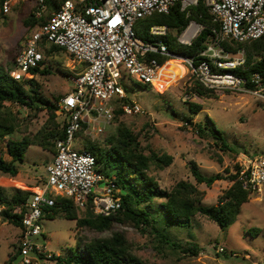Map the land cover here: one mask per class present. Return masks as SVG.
Masks as SVG:
<instances>
[{
	"label": "rangeland",
	"instance_id": "374dc122",
	"mask_svg": "<svg viewBox=\"0 0 264 264\" xmlns=\"http://www.w3.org/2000/svg\"><path fill=\"white\" fill-rule=\"evenodd\" d=\"M36 7V0H29L14 5L9 13L0 16V68L9 74L12 72L10 64L14 63L32 32L37 29L25 25V20ZM192 24L201 31L200 26ZM48 65L51 66V74L38 75L33 79L43 97L51 102H56L58 98L60 102L65 94L72 91L70 79L82 67L74 66L73 58L66 52L48 58ZM61 70L69 72V75L61 73ZM120 71L119 83L127 99L138 105L142 113L133 116L123 113L118 121L138 135L145 154L173 157L169 166L153 164L150 167V175L162 190L171 191L178 183L188 182L203 194L202 205L215 206L232 186L229 176L236 172L240 163L264 156L263 98L238 90H209L203 96L195 94L197 77L188 64H181L176 59L164 64L163 74L155 83L156 89L138 82L124 67ZM190 104L201 106L199 113L192 114ZM0 115L7 118V125L13 127L11 135H5L6 131L0 129V155L5 161H11L6 147L9 139L35 140L24 161L16 163L19 170L17 176L0 172V189L8 200L19 191L34 194L46 182V168L53 163L55 156V152L37 142H47L45 138L56 124H64L65 116L58 111L53 120L49 104L29 108L13 103H5ZM196 124L208 128L215 126L227 141L228 148L211 136L197 133ZM117 126L118 122L114 120L101 138L89 139L104 143L116 135ZM73 147L76 150L84 148L82 139L78 137ZM193 165L205 175L220 174L224 180L215 182L211 187L199 184L191 172ZM161 202L164 199L156 200L157 204ZM3 209L0 206V264H7L14 258L11 264H22L17 254L20 230L4 219L1 214ZM156 211L157 219L161 217L164 223L169 222L166 216ZM78 215L83 217L84 211L78 210ZM42 230L43 236L37 240L41 252L32 256V264H59L53 261V256L70 257L78 253V244L81 246L112 232L126 235L142 264H264V199L258 195H250L249 201L241 206L225 229L200 215L194 217L190 224L171 225L164 232L179 244L178 247H161L151 228L141 231L129 224L117 223L111 231L100 233L80 230L75 221L56 216L54 219L44 217ZM193 244L200 248L198 255L187 252ZM220 248L225 251L221 252Z\"/></svg>",
	"mask_w": 264,
	"mask_h": 264
},
{
	"label": "built area",
	"instance_id": "2783aa9c",
	"mask_svg": "<svg viewBox=\"0 0 264 264\" xmlns=\"http://www.w3.org/2000/svg\"><path fill=\"white\" fill-rule=\"evenodd\" d=\"M27 1L4 0L3 12L7 14L14 5ZM197 1L62 0L59 10L28 38L10 73L15 80L31 78V70L40 67L44 60L42 41L63 48L73 58L74 66L79 65L82 70L71 77L73 89L58 104L59 113L65 116V136L56 143L54 161L46 168V182L26 204L18 247L22 264H32V256L41 252L37 240L43 236L42 219L45 210L55 206L58 196L74 201L81 210L91 201L92 211L101 217H111L122 210L120 189L113 178L98 170L91 152L73 147L79 132L92 140L101 138L114 121L116 104L128 100L119 83L121 67L138 82L155 88L160 69L167 62L161 64L159 58L176 59L188 64L208 90L248 91L264 99L261 74H253L249 81L234 72L245 64V51L232 54L223 48L225 42L243 44L264 36V0H206L219 28L213 29L202 53L208 60L197 67L191 59L170 52L161 38L168 34L167 26L150 28V34L158 37L156 40H144L136 34L135 26L140 20L153 14H168L178 3H182L184 11ZM44 2L37 0L36 18H41L46 10ZM185 31L178 42L189 45L200 28L189 39L182 38ZM121 109L126 116L142 113L132 102L122 103ZM237 174L244 190L264 199V156L240 163Z\"/></svg>",
	"mask_w": 264,
	"mask_h": 264
},
{
	"label": "trees",
	"instance_id": "16d2710c",
	"mask_svg": "<svg viewBox=\"0 0 264 264\" xmlns=\"http://www.w3.org/2000/svg\"><path fill=\"white\" fill-rule=\"evenodd\" d=\"M4 0H0L1 14L5 15L2 9ZM37 2V0H36ZM25 3V2H24ZM46 10L41 18H36L34 12L25 20V25L32 28H39L46 20L61 6L62 0H45ZM191 23L201 27L199 34L192 39L189 45H183L178 42L180 35L188 28ZM155 25L167 26L169 32L166 36L161 37L167 45L170 52L181 55L193 61V66L197 67L202 61L208 60L202 53L207 49V41L213 35V29H218L219 25L213 21L206 5V0H198L197 4L189 6L182 11V3H178L168 14H153L140 20L135 26L136 34L144 40H156L158 37L150 34V28ZM225 51L236 54L239 50L245 51V64L234 72L247 80L253 74L259 73L264 78V36L253 41L243 44L234 42L223 43ZM41 49L44 60L40 67L32 69V78H25L17 81L11 75L0 68V110L4 108L5 103L19 104L29 108L38 107V104L48 105L51 118L54 120L59 111L57 103L51 102L43 97L39 86L34 82V77L38 75L51 74V66H47V59L61 52H66L54 44H46L41 42ZM160 63L164 64L170 58H159ZM15 62V61H14ZM14 67V63L10 64ZM61 73L69 75V72ZM195 81V94L200 96L210 92L200 84L198 79ZM252 88L251 84H248ZM65 96V95H64ZM63 96V97H64ZM129 100L116 104L115 118L118 122L116 135L104 143L92 141L84 136L82 132L78 133V137L82 139L84 148L91 152L97 163V168L107 177L113 178L120 189L122 210L111 217H101L91 209V201L84 211V216L78 215V210L74 201L58 196L56 204L53 208L45 210V216L54 219L61 216L67 220L76 222V226L80 230H91L100 233L111 231L115 224H129L141 231L152 229L157 243L163 247L168 245L178 247L179 244L169 237L164 231L168 230L174 224H190L191 220L200 215L208 218L216 223L221 229H225L230 220L240 210L241 206L249 201L250 193L242 187L238 179L237 168L233 175L229 176L232 186L226 190L219 198L218 204L215 206L202 205L203 194L188 182H180L174 186L171 191L162 190L156 179L150 175V167L157 164L159 167L171 165L172 156L155 154H145L139 142L138 135L125 123L118 121V117L123 114L121 109L122 103H128ZM201 106L190 104V112L192 114L199 113ZM7 118L0 115V129L5 130V135L13 134L11 124L7 125ZM190 124L192 120H189ZM197 133L205 136H211L228 148V143L222 134L214 127L195 125ZM65 136V125L56 124L52 133H49L45 139L47 142H37L40 146L47 148L56 154V143ZM35 140L30 139H9L6 144L7 153L11 157V161H5L0 155V172L8 174L12 177L18 175L19 170L16 163L23 162L25 154L30 145ZM120 163V166H119ZM194 179L199 184H206L211 187L215 182L224 180L220 174L205 175L196 165L191 168ZM33 194L29 192L19 191L11 199H7L0 189V206L4 209L1 214L5 220L21 229L22 220L26 213V204ZM164 199V202L156 203V200ZM19 210V213L16 212ZM156 210L161 212L169 219L168 223H164L161 217H155ZM21 231V230H20ZM78 253L67 258L53 256V261L59 264H142L143 262L137 256L125 234L112 232L111 235L85 242L83 245H77ZM199 246L193 244L187 252L198 255ZM17 254L20 256L19 248ZM35 255V254H34ZM33 255V256H34ZM9 260L7 264L14 262Z\"/></svg>",
	"mask_w": 264,
	"mask_h": 264
},
{
	"label": "bare ground",
	"instance_id": "6f19581e",
	"mask_svg": "<svg viewBox=\"0 0 264 264\" xmlns=\"http://www.w3.org/2000/svg\"><path fill=\"white\" fill-rule=\"evenodd\" d=\"M188 2H190L191 0H187ZM197 32V29H196V27L193 25V24H191V26H189V29L187 30V31H185V33H184V35H183V39H189V38H186L187 36H190V38H191V35H193V34H195ZM179 61V60H178ZM164 66V65H163ZM163 66H162V68L160 69V72H159V77H158V79L160 78V76H161V74H163ZM158 79L156 80V82L158 81ZM155 82V83H156Z\"/></svg>",
	"mask_w": 264,
	"mask_h": 264
}]
</instances>
